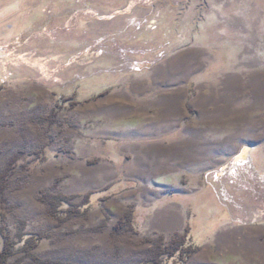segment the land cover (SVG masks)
<instances>
[{
	"label": "rangeland",
	"instance_id": "374dc122",
	"mask_svg": "<svg viewBox=\"0 0 264 264\" xmlns=\"http://www.w3.org/2000/svg\"><path fill=\"white\" fill-rule=\"evenodd\" d=\"M0 87V226L33 254L136 264L188 225V264H264V0H0ZM55 184L115 196L58 226Z\"/></svg>",
	"mask_w": 264,
	"mask_h": 264
},
{
	"label": "trees",
	"instance_id": "16d2710c",
	"mask_svg": "<svg viewBox=\"0 0 264 264\" xmlns=\"http://www.w3.org/2000/svg\"><path fill=\"white\" fill-rule=\"evenodd\" d=\"M1 89L2 87H0V91ZM58 110L59 105H56L49 116L56 117ZM24 156L25 153L22 150L11 154L6 165L0 169V198H2L9 179L16 172L17 166ZM55 189L56 184L42 194L40 201L45 206L47 215L58 226L76 218H86L97 203L115 196V192L111 190L112 185H108L100 190L87 192L81 196L79 202H74L75 196L57 192ZM125 218L129 219L130 215H125ZM124 224L125 220L121 219L115 227V232L122 231ZM127 228L132 229L131 226ZM95 230H102V226L96 227ZM0 237L3 244L0 250V264H80L74 261L47 260V258L33 254L39 244L46 239V234L25 230L24 223H20L13 236L9 234L5 226L1 225ZM150 243L151 248L146 257L136 264H188L189 259L199 249L194 243L193 233L188 225L182 234L174 237L169 243H164L162 237H158Z\"/></svg>",
	"mask_w": 264,
	"mask_h": 264
},
{
	"label": "bare ground",
	"instance_id": "6f19581e",
	"mask_svg": "<svg viewBox=\"0 0 264 264\" xmlns=\"http://www.w3.org/2000/svg\"><path fill=\"white\" fill-rule=\"evenodd\" d=\"M150 64L149 63H137L135 64V71H141L144 68H149ZM245 153H242L238 156V160L244 159L245 158Z\"/></svg>",
	"mask_w": 264,
	"mask_h": 264
},
{
	"label": "crops",
	"instance_id": "0c3cea01",
	"mask_svg": "<svg viewBox=\"0 0 264 264\" xmlns=\"http://www.w3.org/2000/svg\"><path fill=\"white\" fill-rule=\"evenodd\" d=\"M246 149H247V151H246L245 158L244 159H241V160H237L238 162H246V160L249 159V150H250V148H246ZM237 161H235V162H237ZM236 173H237V171H236ZM254 179H255V181L253 182V185L254 186H255L256 183H259V182H261L262 184H264V180L261 179L260 176L255 175Z\"/></svg>",
	"mask_w": 264,
	"mask_h": 264
}]
</instances>
